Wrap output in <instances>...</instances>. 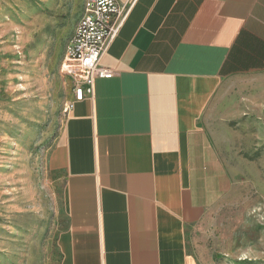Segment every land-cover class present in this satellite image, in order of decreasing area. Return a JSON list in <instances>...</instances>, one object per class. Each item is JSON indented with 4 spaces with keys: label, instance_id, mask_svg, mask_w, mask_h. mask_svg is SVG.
Segmentation results:
<instances>
[{
    "label": "crops",
    "instance_id": "obj_1",
    "mask_svg": "<svg viewBox=\"0 0 264 264\" xmlns=\"http://www.w3.org/2000/svg\"><path fill=\"white\" fill-rule=\"evenodd\" d=\"M109 79L67 111L49 156L60 264H196L190 238L224 190L212 117L264 72V0H117Z\"/></svg>",
    "mask_w": 264,
    "mask_h": 264
},
{
    "label": "rangeland",
    "instance_id": "obj_2",
    "mask_svg": "<svg viewBox=\"0 0 264 264\" xmlns=\"http://www.w3.org/2000/svg\"><path fill=\"white\" fill-rule=\"evenodd\" d=\"M85 0H0V264H60L65 216L50 151L72 81L61 72ZM211 128L226 184L190 238L196 264H264V72L234 83Z\"/></svg>",
    "mask_w": 264,
    "mask_h": 264
},
{
    "label": "built area",
    "instance_id": "obj_3",
    "mask_svg": "<svg viewBox=\"0 0 264 264\" xmlns=\"http://www.w3.org/2000/svg\"><path fill=\"white\" fill-rule=\"evenodd\" d=\"M128 10L117 0H85L81 15L67 43L61 72L71 78L76 101L93 95L97 79H109L113 72L102 66V56L118 34ZM72 107L69 102L64 113Z\"/></svg>",
    "mask_w": 264,
    "mask_h": 264
}]
</instances>
